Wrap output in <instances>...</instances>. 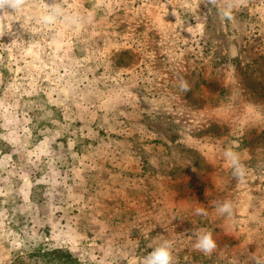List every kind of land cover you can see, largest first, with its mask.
<instances>
[{"label":"rangeland","instance_id":"obj_1","mask_svg":"<svg viewBox=\"0 0 264 264\" xmlns=\"http://www.w3.org/2000/svg\"><path fill=\"white\" fill-rule=\"evenodd\" d=\"M58 2L0 19V264H264V0Z\"/></svg>","mask_w":264,"mask_h":264},{"label":"clouds","instance_id":"obj_2","mask_svg":"<svg viewBox=\"0 0 264 264\" xmlns=\"http://www.w3.org/2000/svg\"><path fill=\"white\" fill-rule=\"evenodd\" d=\"M23 2L24 0H0V19H13L12 13L18 12ZM214 2L215 0H208L209 4ZM50 9V12L42 17V21L45 25L54 24L58 17L62 15V8L58 0H53ZM225 15H227V13ZM185 90L187 89L185 88ZM224 156L233 168L234 179H236L238 183L242 182L245 174L244 167L240 164L237 154L229 148L225 150ZM215 210L221 216L226 215L231 217L233 214V206L230 201H224L222 203L217 202ZM196 212L198 215L206 214L204 210L200 208H198ZM188 231L195 237L194 247L197 251L210 254L215 249L216 244L211 232L203 229L197 230L195 228L189 229ZM171 247V243L168 240H163L159 246L153 248V250L144 257V264H173Z\"/></svg>","mask_w":264,"mask_h":264}]
</instances>
